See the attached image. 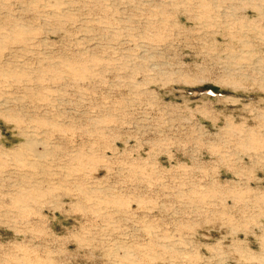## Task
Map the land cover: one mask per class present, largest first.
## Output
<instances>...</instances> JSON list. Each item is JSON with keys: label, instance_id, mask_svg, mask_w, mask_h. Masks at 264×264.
Listing matches in <instances>:
<instances>
[{"label": "rangeland", "instance_id": "rangeland-1", "mask_svg": "<svg viewBox=\"0 0 264 264\" xmlns=\"http://www.w3.org/2000/svg\"><path fill=\"white\" fill-rule=\"evenodd\" d=\"M0 264H264V0H0Z\"/></svg>", "mask_w": 264, "mask_h": 264}]
</instances>
